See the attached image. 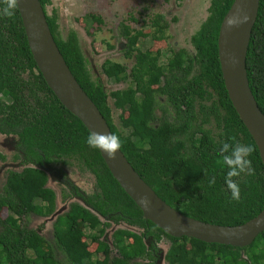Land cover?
Returning <instances> with one entry per match:
<instances>
[{
  "label": "trees",
  "instance_id": "obj_1",
  "mask_svg": "<svg viewBox=\"0 0 264 264\" xmlns=\"http://www.w3.org/2000/svg\"><path fill=\"white\" fill-rule=\"evenodd\" d=\"M39 1L72 75L98 108L111 133L120 137V151L127 161L159 198L187 217L220 226L242 225L264 209V167L252 137L229 100L218 59L220 24L233 0H210L207 18L190 39L193 52L179 49L164 65L160 64V52L139 50L133 42L131 27L120 23V35L125 39L122 53L126 59H133V65L128 71L124 65L105 61L102 71L109 79L129 82L126 89L109 95L113 107L121 111V129L112 121L109 96L90 78L76 34L71 31L61 38L55 13L46 12L51 0ZM3 7L0 3V135L18 138L22 155L17 154V160L23 158L22 163L30 166L20 172H8L0 195V214L3 209L7 211L4 219L0 215V264H61L45 240L23 227L21 221L30 213L49 217L55 212L57 195L47 186L44 171L35 167L64 158L75 159L78 168L93 175L95 190L84 195L90 208L74 204L69 213L57 219L55 241L66 255L62 264H107L105 258L91 260L86 235L76 227L78 221H83L90 231L96 229L99 222L90 209L105 214L106 207L133 221H143L145 236L159 233L158 236L167 238L170 241L165 254L167 264L264 263V232L248 247L239 248L188 237L174 238L145 220L110 174L98 149L86 144L89 132L85 126L47 86L28 47L17 7L11 18L2 14ZM130 17L135 21L132 14ZM83 20L87 24L103 23L94 14L85 15ZM148 20L153 28L150 37L163 39L169 25L165 17L156 14ZM246 71L251 92L264 115V0L259 1ZM156 96L165 101L159 118L155 115ZM170 109L172 120L167 116ZM232 136L255 149L248 157L252 173L233 178L241 190L238 202L231 199L225 184L227 167L217 164L220 146L231 143ZM213 176L216 182L209 186V178ZM30 191L43 204L30 200ZM89 238L98 244L95 255L105 254L106 246L99 242V237ZM139 247L144 254L145 247L140 242ZM132 249L123 248L126 259L115 264H128L127 259L139 254V249L134 252Z\"/></svg>",
  "mask_w": 264,
  "mask_h": 264
},
{
  "label": "water",
  "instance_id": "obj_2",
  "mask_svg": "<svg viewBox=\"0 0 264 264\" xmlns=\"http://www.w3.org/2000/svg\"><path fill=\"white\" fill-rule=\"evenodd\" d=\"M259 1L233 0L220 24L217 48L229 100L252 137L264 167V115L251 92L246 71V56ZM17 9L33 60L61 105L89 133H111L106 120L66 65L50 32L40 1L18 0ZM98 151L112 177L140 209L143 218L171 237H188L209 244L244 248L264 232V209L238 226L197 221L177 212L159 198L135 172L120 149L115 159H109Z\"/></svg>",
  "mask_w": 264,
  "mask_h": 264
},
{
  "label": "rangeland",
  "instance_id": "obj_3",
  "mask_svg": "<svg viewBox=\"0 0 264 264\" xmlns=\"http://www.w3.org/2000/svg\"><path fill=\"white\" fill-rule=\"evenodd\" d=\"M209 6L210 0H51V3L46 7V12L48 15L55 13L61 38H65L71 31L76 34L80 49L86 60L90 78L98 83L109 96L111 92L126 89L129 82H117L109 79L102 71L103 63L108 61L121 64L128 71L133 65V59H126L122 53V45L125 44V39L120 35V23L124 22V24L131 27L133 42L139 50L152 53L160 52V64L164 65L170 56L179 49H184L187 53L193 52L190 39L207 18ZM87 14L99 16L103 23L101 25L95 22L87 24L83 20V17ZM130 14L133 15L135 21L131 19ZM156 14L163 15L169 23L161 40H154L149 35L153 28L149 24L148 18ZM140 33L145 35L142 37ZM156 101L158 108L155 115L159 118L162 116L161 111L164 109L165 101L161 96H156ZM107 103L112 110L114 125L121 129L119 121L121 111L113 107L110 96ZM169 111L168 120H172L173 113L171 109ZM195 112L199 116L197 104L195 105ZM196 122L198 123L199 119ZM125 132L127 133V131ZM16 144V137L0 135V195L8 172H20L23 169V165L17 159H13L17 153ZM1 157H4V159ZM69 177L72 183L76 184L85 193L91 190L94 183L91 174L80 173L76 170H72ZM47 186L57 195L55 210L58 212L47 219L28 216L26 227L29 229L41 227L42 237L44 236L48 242H53L54 221L57 215L63 214L66 207L63 206L62 211L59 209L63 203L59 198L61 188L59 180L49 176ZM29 198L33 202L37 201L32 191L29 192ZM0 215L4 219L7 216L6 209H3ZM169 244V242L160 243V264H166L165 261L163 262L162 253H166ZM94 247V244H90L89 250L93 251Z\"/></svg>",
  "mask_w": 264,
  "mask_h": 264
},
{
  "label": "flooded vegetation",
  "instance_id": "obj_4",
  "mask_svg": "<svg viewBox=\"0 0 264 264\" xmlns=\"http://www.w3.org/2000/svg\"><path fill=\"white\" fill-rule=\"evenodd\" d=\"M17 144H18V138H17ZM17 144H16L17 153L13 159H17V154L22 155V153L18 149ZM18 162L23 165V168L26 166H30V165H25L22 163L24 162L23 158L22 160L19 159ZM35 168L43 170L44 173L48 177V181H49V176H51L53 179L56 178L59 180V183L61 185V188L59 191V196H60L59 198H60V201L63 202L59 209L60 211H62L61 208L64 206L66 207V210L63 212V214L60 213L59 215H57V218L54 221V224H53L54 241L53 242H48L44 238V236L42 237V234L40 231L41 227L37 229H29L26 227V219L28 218V216L29 217L34 216L39 219H47L50 216L49 217L38 216L36 214L30 213L29 215H27L26 217L22 219L21 224L27 230L33 231L36 234H38L40 237H42L45 240L46 246L48 245L49 249L50 247L51 249H53L54 258H56L58 262L62 264L66 262V255L63 253L62 249L60 248L59 245H57L55 241L54 229H55V224L57 222V219L58 217L63 218L67 213H69L71 211L72 205L74 204H79L85 208L89 207L84 202V197H85L84 195L87 193L80 190L76 184H73L69 176L72 170L79 171L80 173L82 172L88 173V174H91V173H89L86 170L78 168L76 166V160L72 158H64V159H59V160L57 159V162H53L50 164H46L45 162H43V164H41L40 166L37 165ZM94 190H95V187L93 183V186L88 193L90 194ZM56 200H57V197H56ZM37 203L43 204L40 200H37ZM104 210L106 211L105 214L100 213L97 210L90 209L92 214L97 217V220L99 222L98 225L96 226V229L94 228L92 229V231H90L89 225H87L83 221H78L76 224V227L80 229L86 235L85 242L87 243V245L88 246H90V244L95 245L93 251L89 250L90 255H91L90 257L91 260H95L96 257L99 259L105 258V260L107 261V264H115L118 261H123L124 259H126V257H124L122 253L123 248L129 249L130 247H133L132 251L134 252L139 249V254L135 256H131L129 259H127L126 261L128 264H160L159 257H160L161 251L159 249V246H160V243H163V242L170 243V241L167 238H165L164 236H158L159 233H156V236L154 235L145 236L144 235L145 229L143 227V224H144L143 221L141 220H139V222L133 221L132 219H128V217L123 215L121 212L116 211L114 209H109L108 207H106ZM57 212L58 211L55 210L53 214ZM125 232H130L132 236L131 235L128 236ZM91 236L99 237V242L103 243L106 246L105 254L100 253L98 255H95V250L98 244L90 240L89 237ZM136 242L138 243V245L135 244ZM139 242L141 245L145 247L144 254L142 253L141 248L139 247ZM120 243H122L123 245L119 246ZM162 245L164 246V244ZM169 247H170V244L168 245V249ZM165 254L166 253L164 252L162 253L163 262L165 261ZM165 263L167 264L166 261Z\"/></svg>",
  "mask_w": 264,
  "mask_h": 264
},
{
  "label": "clouds",
  "instance_id": "obj_5",
  "mask_svg": "<svg viewBox=\"0 0 264 264\" xmlns=\"http://www.w3.org/2000/svg\"><path fill=\"white\" fill-rule=\"evenodd\" d=\"M4 5L2 14L11 18L14 15V10L18 5V0H0ZM229 142L223 143L218 151L217 164L226 166L227 172L225 176V184L231 193V199L234 201L240 200V187L234 181V177H239L242 173L251 174L252 162L248 157L254 152L252 145L242 144L236 140L235 136L230 137ZM86 144L92 149H99L107 155L109 159H115L116 153L122 146L120 137L115 133L102 134L98 132H90L86 139ZM207 173L205 172V176ZM215 177L209 178V186L215 184Z\"/></svg>",
  "mask_w": 264,
  "mask_h": 264
}]
</instances>
